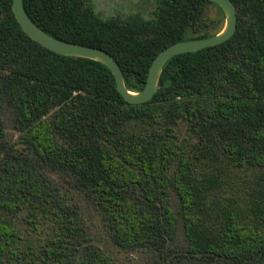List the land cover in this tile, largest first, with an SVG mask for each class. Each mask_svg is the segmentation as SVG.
Returning a JSON list of instances; mask_svg holds the SVG:
<instances>
[{
    "label": "trees",
    "instance_id": "obj_1",
    "mask_svg": "<svg viewBox=\"0 0 264 264\" xmlns=\"http://www.w3.org/2000/svg\"><path fill=\"white\" fill-rule=\"evenodd\" d=\"M154 2L148 19L104 18L92 0L23 6L49 35L108 52L139 92L161 51L225 24L209 0ZM232 2L235 35L172 58L133 105L109 68L42 47L0 0V264H264V0Z\"/></svg>",
    "mask_w": 264,
    "mask_h": 264
},
{
    "label": "water",
    "instance_id": "obj_2",
    "mask_svg": "<svg viewBox=\"0 0 264 264\" xmlns=\"http://www.w3.org/2000/svg\"><path fill=\"white\" fill-rule=\"evenodd\" d=\"M209 1L218 5L225 15V24L222 31L210 38L179 42L161 51L149 69L146 86L139 92H131L126 88L122 70L108 52L98 48L66 42L49 35L28 17L23 6V0H14L13 10L22 29L32 40L56 54L90 59L105 65L114 74L117 88L125 100L133 105H142L153 100L158 93L163 69L172 58L223 44L235 35L238 18L237 9L232 0Z\"/></svg>",
    "mask_w": 264,
    "mask_h": 264
},
{
    "label": "rangeland",
    "instance_id": "obj_3",
    "mask_svg": "<svg viewBox=\"0 0 264 264\" xmlns=\"http://www.w3.org/2000/svg\"><path fill=\"white\" fill-rule=\"evenodd\" d=\"M96 11L104 18H121L129 19L136 15L148 19L153 15L155 10L154 0H92ZM90 223V222H89ZM91 227L95 236L102 240L105 239L106 233L97 221L91 222ZM140 254L130 253V259L121 257L116 259V264H136L142 262Z\"/></svg>",
    "mask_w": 264,
    "mask_h": 264
}]
</instances>
